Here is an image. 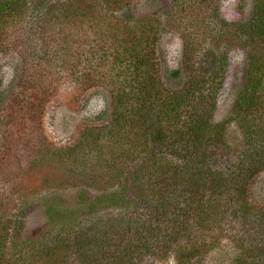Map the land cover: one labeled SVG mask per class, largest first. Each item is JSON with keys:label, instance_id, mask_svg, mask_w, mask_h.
I'll return each mask as SVG.
<instances>
[{"label": "trees", "instance_id": "1", "mask_svg": "<svg viewBox=\"0 0 264 264\" xmlns=\"http://www.w3.org/2000/svg\"><path fill=\"white\" fill-rule=\"evenodd\" d=\"M209 1L171 0L167 23L185 34L189 25L204 26V38L213 39L196 45V55L187 49L182 68L169 70L170 79L187 78L174 89L156 59L164 24L130 14L134 0H0V57L16 53L24 67L9 98L0 77V264H156L172 253L178 264H205L224 239L239 248L234 264H264V205L248 198L264 172V0H256L248 23L220 30L210 27L217 14L204 18L209 26L191 14ZM189 18L195 22L183 28ZM230 46L249 60L235 105L245 142L235 149L226 125L214 121ZM65 77L86 90L109 88L113 120L58 148L44 136L42 119ZM85 144L100 158L112 156L105 186L87 185L71 203L50 178L31 194L24 190L20 176L35 179L38 169L66 163ZM38 198L50 227L23 242V216Z\"/></svg>", "mask_w": 264, "mask_h": 264}, {"label": "rangeland", "instance_id": "2", "mask_svg": "<svg viewBox=\"0 0 264 264\" xmlns=\"http://www.w3.org/2000/svg\"><path fill=\"white\" fill-rule=\"evenodd\" d=\"M255 4L256 0H210L207 5L203 6V10L202 8L197 11L194 10L196 13L191 12V14L197 15L199 13L202 19H206L208 15L210 17L211 14H217L218 22L215 25H210V27L220 30L224 23L229 25L248 23L254 15ZM172 5L171 0H134L128 10L136 18L154 16L161 20L162 25L164 24L161 27V39L158 51H156V59L160 64V72L165 82L169 84L168 86L174 89H181L187 83L186 75L183 72V77L180 80L170 79L169 70L182 68L187 49L189 53L190 50H193L191 56L196 55V45H202V41L205 39H209V42L213 39L211 37L204 38V35H202L204 26L203 28L202 26L198 28L195 25H189L191 21L195 22L191 18L182 25L183 28L189 25L186 34L183 29H177L172 22L167 23V18L173 12ZM205 19L204 23L206 22L205 24L209 26L208 21H205ZM212 20L215 19L213 18ZM25 32L26 30L22 29L19 32L21 36L19 34L13 35L14 41L16 38H23ZM186 43H189L187 48ZM209 47H214V45L210 44ZM211 51H214V48ZM225 51L229 65L226 83L220 94L214 121L215 123L226 125V139L229 146L235 149L242 147L245 142L243 132L236 118L235 105L246 82L249 60L246 52L238 46H230L225 48ZM217 55L220 56L218 53ZM212 58L207 60V66L211 65ZM23 68V62L16 53L0 57V77L3 76V90L8 98L17 91L23 77ZM111 95L109 88L97 87L86 90L76 81L65 77L57 93L50 100L44 111L42 127L48 142L58 148H67L75 145L85 130L92 127L101 128L104 125L111 124L113 120V98ZM5 144L4 136L0 133V153L3 151ZM85 146L80 154L71 157L66 163H50L40 170L38 169L35 172L37 174L35 179L25 180L21 179L22 176H20L19 181L23 183L24 190L28 192L33 188L39 189V187L46 185L45 178H50L51 180H56L57 185L65 188L60 193L61 197H59L63 201L71 203L78 196L80 189L91 188L88 187L91 184L93 188L102 184L105 186V181L107 182L109 178L104 176L109 173L108 164L112 160V156L108 154L106 159L103 156L100 158L94 148H88V144H85ZM112 155L120 156V153L116 151ZM114 159L116 163H119L117 158ZM25 162L27 161L25 160ZM12 170L15 173L18 170L14 164H12ZM109 174H112L111 171ZM21 182H18V184H21ZM29 193L31 194L30 191ZM248 198L254 204L264 205V172L258 175L250 185ZM44 208V204L39 198L29 203L22 219L21 241H35L49 229L50 223L45 216ZM105 213L109 215L110 211L103 210L101 212L103 217H105ZM239 256L240 251L235 243L232 240L224 239L207 256L205 264H234ZM156 264H178V262L174 253H172Z\"/></svg>", "mask_w": 264, "mask_h": 264}]
</instances>
